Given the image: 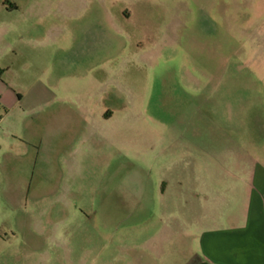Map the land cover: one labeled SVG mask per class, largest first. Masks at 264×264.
Masks as SVG:
<instances>
[{
    "label": "rangeland",
    "instance_id": "1",
    "mask_svg": "<svg viewBox=\"0 0 264 264\" xmlns=\"http://www.w3.org/2000/svg\"><path fill=\"white\" fill-rule=\"evenodd\" d=\"M3 84L0 264H140L159 189L264 166V0H0Z\"/></svg>",
    "mask_w": 264,
    "mask_h": 264
},
{
    "label": "crops",
    "instance_id": "2",
    "mask_svg": "<svg viewBox=\"0 0 264 264\" xmlns=\"http://www.w3.org/2000/svg\"><path fill=\"white\" fill-rule=\"evenodd\" d=\"M14 95L8 86L0 87L4 115L10 113ZM50 104H33L30 111ZM50 110L42 123L50 135L45 133L43 143L59 137L50 133L58 107ZM23 141L33 147L38 139L27 137ZM223 172L228 180L210 182L201 177L199 190L188 189L178 180L168 193L167 187L159 189L158 199L181 206L182 212H168L160 234L145 239L143 249L159 259L166 257L172 264H264V166L233 167ZM144 250L140 264L147 262Z\"/></svg>",
    "mask_w": 264,
    "mask_h": 264
}]
</instances>
